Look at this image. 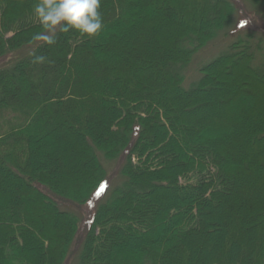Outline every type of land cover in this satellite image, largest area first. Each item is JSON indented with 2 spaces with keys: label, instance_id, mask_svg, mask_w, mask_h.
Masks as SVG:
<instances>
[{
  "label": "trees",
  "instance_id": "trees-1",
  "mask_svg": "<svg viewBox=\"0 0 264 264\" xmlns=\"http://www.w3.org/2000/svg\"><path fill=\"white\" fill-rule=\"evenodd\" d=\"M34 2L0 0V264H264V30L183 86L241 3L101 0L38 47Z\"/></svg>",
  "mask_w": 264,
  "mask_h": 264
},
{
  "label": "clouds",
  "instance_id": "clouds-1",
  "mask_svg": "<svg viewBox=\"0 0 264 264\" xmlns=\"http://www.w3.org/2000/svg\"><path fill=\"white\" fill-rule=\"evenodd\" d=\"M100 8L101 0H35L32 16L40 31L32 36L30 43L51 47L56 44L58 33L73 31L81 37L94 38L104 27ZM30 55L33 64H43L47 60L36 52Z\"/></svg>",
  "mask_w": 264,
  "mask_h": 264
},
{
  "label": "rangeland",
  "instance_id": "rangeland-1",
  "mask_svg": "<svg viewBox=\"0 0 264 264\" xmlns=\"http://www.w3.org/2000/svg\"><path fill=\"white\" fill-rule=\"evenodd\" d=\"M239 3H241V7L237 5V13L235 16V22L232 27H230V31L228 34L223 33L221 36L217 39L216 42L211 43L208 47L205 49H202L199 51V53L196 54L195 60L189 64L187 68V74L185 75V79L183 82V86L185 88H190L192 83L195 81H198V79L201 76V68L215 59L217 56L222 54V52L227 49L228 45L241 36H245L246 31H248L250 28L263 31L264 30V14H258L255 12L253 7L247 2L246 0H238ZM244 6V7H243ZM236 33L231 34V33ZM231 35V36H229ZM239 36V37H238ZM109 168V181L105 183L103 188L98 192L97 196L88 203L86 206L83 207V209H74L76 210L82 219V227L83 230L90 222L92 215L94 213V209L97 206L98 203L101 202V199L106 197L108 194V191L118 184L120 182V175L119 170L121 168V161H115L110 162L108 165ZM64 208L63 206H61ZM78 244V243H77ZM75 250H77L75 248Z\"/></svg>",
  "mask_w": 264,
  "mask_h": 264
}]
</instances>
